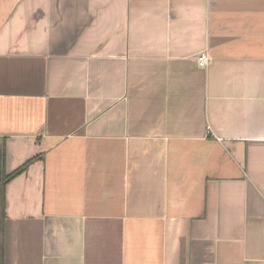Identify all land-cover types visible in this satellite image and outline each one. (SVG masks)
Returning <instances> with one entry per match:
<instances>
[{
  "label": "crops",
  "instance_id": "0c3cea01",
  "mask_svg": "<svg viewBox=\"0 0 264 264\" xmlns=\"http://www.w3.org/2000/svg\"><path fill=\"white\" fill-rule=\"evenodd\" d=\"M29 158L0 264H264V0H0V179Z\"/></svg>",
  "mask_w": 264,
  "mask_h": 264
},
{
  "label": "trees",
  "instance_id": "16d2710c",
  "mask_svg": "<svg viewBox=\"0 0 264 264\" xmlns=\"http://www.w3.org/2000/svg\"><path fill=\"white\" fill-rule=\"evenodd\" d=\"M31 159L32 158L27 159L26 161H24L22 164H20L17 168H15L14 170H12L9 173H3V180L2 181L5 182V181L9 180L10 178H12L13 176L17 175L18 173H20L21 171H23L25 169L27 163ZM3 192H4V186H1L0 193L2 196L4 195ZM1 202H2V199H1Z\"/></svg>",
  "mask_w": 264,
  "mask_h": 264
},
{
  "label": "built area",
  "instance_id": "2783aa9c",
  "mask_svg": "<svg viewBox=\"0 0 264 264\" xmlns=\"http://www.w3.org/2000/svg\"><path fill=\"white\" fill-rule=\"evenodd\" d=\"M209 54L206 51H202L197 56V62L200 66H206L209 63Z\"/></svg>",
  "mask_w": 264,
  "mask_h": 264
},
{
  "label": "rangeland",
  "instance_id": "374dc122",
  "mask_svg": "<svg viewBox=\"0 0 264 264\" xmlns=\"http://www.w3.org/2000/svg\"><path fill=\"white\" fill-rule=\"evenodd\" d=\"M1 196H2V195H1V193H0V210H1V204H2V203H1Z\"/></svg>",
  "mask_w": 264,
  "mask_h": 264
},
{
  "label": "flooded vegetation",
  "instance_id": "af4514ba",
  "mask_svg": "<svg viewBox=\"0 0 264 264\" xmlns=\"http://www.w3.org/2000/svg\"><path fill=\"white\" fill-rule=\"evenodd\" d=\"M1 180H3V176H2V178L0 179V182H1Z\"/></svg>",
  "mask_w": 264,
  "mask_h": 264
}]
</instances>
